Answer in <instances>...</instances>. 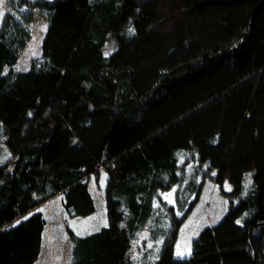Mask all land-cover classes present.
I'll use <instances>...</instances> for the list:
<instances>
[{
  "label": "trees",
  "instance_id": "trees-1",
  "mask_svg": "<svg viewBox=\"0 0 264 264\" xmlns=\"http://www.w3.org/2000/svg\"><path fill=\"white\" fill-rule=\"evenodd\" d=\"M6 3L0 264L37 263L48 227L37 209L54 198L69 219L94 214L89 183L102 172L109 225L71 230L70 264H132L153 217L172 228L156 264H264V0ZM38 14L48 22L41 53L16 70ZM190 155L231 201L190 259L176 260L180 221L172 226L159 194Z\"/></svg>",
  "mask_w": 264,
  "mask_h": 264
},
{
  "label": "rangeland",
  "instance_id": "rangeland-1",
  "mask_svg": "<svg viewBox=\"0 0 264 264\" xmlns=\"http://www.w3.org/2000/svg\"><path fill=\"white\" fill-rule=\"evenodd\" d=\"M8 0H0V12L7 11ZM37 20L29 27L32 38L21 54L19 62L13 67L16 70L26 71L31 66L34 58L41 53V43L47 31L48 22L43 15L38 14ZM0 16V23L2 20ZM4 126L0 123V165L7 163L11 158V152L5 143ZM179 180L171 189L162 191L161 200L164 204L162 211L168 214L173 222H179V232L175 242L174 256L177 259H190L194 240L206 227L217 225L228 212L230 198L222 192L221 187L205 176L199 167L198 159L190 155L188 160L181 158L178 167ZM251 174L247 175V183ZM108 175L102 172L96 177H91L90 188L96 201V212L86 218L69 219L66 215L61 197L40 206L41 211L47 219V231L45 232L43 250L36 264H70L72 241L70 231L79 236L89 235L105 228V222L109 225L108 210L105 192L107 189ZM231 185L227 184L225 192L231 191ZM161 209V208H160ZM156 210V209H155ZM154 210V211H155ZM157 213H160L159 210ZM156 225L154 231L150 230L139 234V240L133 242L130 251L132 264H156L161 257L164 243L171 233L172 228L164 227L163 218L153 217ZM106 226V227H107ZM98 229V230H97ZM78 235V234H77ZM185 256H177V247ZM190 246V255L187 254Z\"/></svg>",
  "mask_w": 264,
  "mask_h": 264
},
{
  "label": "snow or ice",
  "instance_id": "snow-or-ice-1",
  "mask_svg": "<svg viewBox=\"0 0 264 264\" xmlns=\"http://www.w3.org/2000/svg\"><path fill=\"white\" fill-rule=\"evenodd\" d=\"M2 15H3V13L0 12V16H2ZM130 31H131V30H130ZM17 223H19V221H18ZM104 226H105V227L107 226L106 222H105V225H104ZM97 230H98V229H97ZM77 234L79 235L80 233H77ZM88 234L90 235L91 232H89ZM187 254L190 255V246H189V248H188ZM177 256L180 257V258H183V257L185 256V252L181 251V250L179 249V246L177 247Z\"/></svg>",
  "mask_w": 264,
  "mask_h": 264
}]
</instances>
